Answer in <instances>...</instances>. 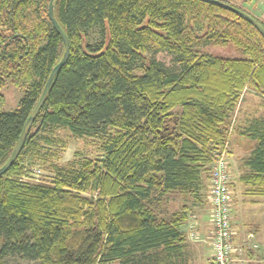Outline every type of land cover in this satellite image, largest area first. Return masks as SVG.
<instances>
[{"label":"trees","instance_id":"16d2710c","mask_svg":"<svg viewBox=\"0 0 264 264\" xmlns=\"http://www.w3.org/2000/svg\"><path fill=\"white\" fill-rule=\"evenodd\" d=\"M49 1L0 0V167L63 55ZM219 1L264 28L248 10ZM53 13L69 54L0 176V264H185L187 209L163 214L161 201L178 194L201 202L242 93L264 99L263 37L199 0H58ZM94 28L103 30L96 44L87 40ZM207 44L247 57H212L198 48ZM152 46L175 56L181 70L141 63ZM7 85L21 93L13 111L3 110ZM250 125L258 144L240 181L247 194L264 197V122ZM59 130L101 139L100 154L62 163ZM31 168L53 177L25 183Z\"/></svg>","mask_w":264,"mask_h":264},{"label":"rangeland","instance_id":"374dc122","mask_svg":"<svg viewBox=\"0 0 264 264\" xmlns=\"http://www.w3.org/2000/svg\"><path fill=\"white\" fill-rule=\"evenodd\" d=\"M232 3L248 10L255 17L264 22V5L256 0H230ZM201 33V32H199ZM89 43L96 44L103 40V30L101 28L92 29L88 35ZM203 54L212 57H220L226 59H242L247 55L243 50L232 45L220 46L207 44L198 45ZM141 63L155 61L164 69L170 72L178 73L181 70L180 63L176 57L166 52L157 51L154 46L149 47L142 54ZM139 63V62H138ZM136 64L138 66L139 64ZM5 103L4 111H13L18 107L21 93L13 86L7 85L3 89ZM234 116L230 120L228 127V138L221 152L226 154V160L229 187L232 193L231 203V229L234 233V242L243 246L246 240H252L256 248L248 252L251 261L248 264H264V197H254L247 194V186L241 183V175L252 171L248 164L252 158L253 150L258 144V140L251 135L253 132L246 130L250 124L264 122V99L256 93L248 90L244 91L236 106ZM57 139L59 142L65 143L67 147L62 152L61 162L65 163L73 159L75 153L86 158H96L100 152L101 139L94 137L76 138L65 130L58 131ZM217 158L213 162L215 165ZM211 165V167L213 166ZM210 167V170H211ZM33 168L29 169V173L22 181L31 184H48L53 173L50 171H42V178H33ZM209 170V173H210ZM32 177V178H31ZM205 189L202 191V199L200 203H195L191 198H186L178 194H170L161 201L160 209L163 214H172L181 210L182 206L187 209V220L182 230L186 236L188 244L187 254H185V264H209L211 257L210 243V207L207 201L208 180L205 183ZM196 221V231L194 236L190 238L189 226H193ZM249 235L253 236L249 238ZM3 264H39L37 262H28L19 258H7Z\"/></svg>","mask_w":264,"mask_h":264},{"label":"built area","instance_id":"2783aa9c","mask_svg":"<svg viewBox=\"0 0 264 264\" xmlns=\"http://www.w3.org/2000/svg\"><path fill=\"white\" fill-rule=\"evenodd\" d=\"M264 5V0H256ZM226 147V146H224ZM225 152L217 154V161L211 167L208 179L207 201L210 207V243L211 257L209 264H248L251 257L248 252L256 248L255 243L248 239L243 246L237 245L234 241V233L231 229V203L232 193L229 187V172ZM33 178H42V171L33 170ZM32 178V177H31ZM196 223V221H193ZM196 224L189 226L188 235L194 236ZM253 236L249 235V238Z\"/></svg>","mask_w":264,"mask_h":264},{"label":"water","instance_id":"95a60500","mask_svg":"<svg viewBox=\"0 0 264 264\" xmlns=\"http://www.w3.org/2000/svg\"><path fill=\"white\" fill-rule=\"evenodd\" d=\"M58 0H50L49 4H48V18L53 26V28L55 29V31L58 33V35L61 37L63 46H64V51H63V55L61 60L56 64V66L52 69L46 83L45 86L43 88V91L36 103V105L34 106L33 110L31 111L29 117L27 118L23 129L21 131V134L19 136V139L9 157V159L7 160V162L0 167V176L3 175L15 162V160L17 159L21 148H22V144L31 128V125L33 124L35 117L37 116V114L39 113L40 109L43 107L47 97H48V92H49V88L51 86V83L53 82L57 72L59 71V69L65 64L67 58H68V54H69V42L68 39L65 35V33L62 31V29L60 28V26L58 25L55 17H54V13H53V9H54V5ZM201 2L204 3H208L217 7H221L225 10L231 11L234 14H236L238 17H240L241 19L245 20L246 22H248L249 24H251L258 32L259 34L263 37L264 39V28L262 27L261 24H259L256 20L252 19L251 17H249L248 15H246L245 13L224 4L223 2L219 1V0H199Z\"/></svg>","mask_w":264,"mask_h":264}]
</instances>
